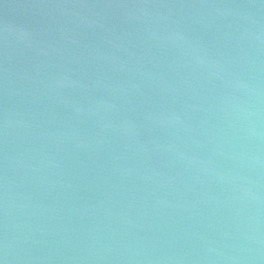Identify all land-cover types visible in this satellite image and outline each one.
<instances>
[{"label":"water","instance_id":"1","mask_svg":"<svg viewBox=\"0 0 264 264\" xmlns=\"http://www.w3.org/2000/svg\"><path fill=\"white\" fill-rule=\"evenodd\" d=\"M0 264H264V0H0Z\"/></svg>","mask_w":264,"mask_h":264}]
</instances>
